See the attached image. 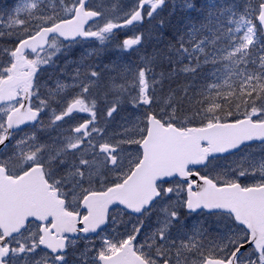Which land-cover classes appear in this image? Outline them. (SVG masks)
I'll return each instance as SVG.
<instances>
[{
  "label": "snow or ice",
  "instance_id": "snow-or-ice-1",
  "mask_svg": "<svg viewBox=\"0 0 264 264\" xmlns=\"http://www.w3.org/2000/svg\"><path fill=\"white\" fill-rule=\"evenodd\" d=\"M0 264H264V0H0Z\"/></svg>",
  "mask_w": 264,
  "mask_h": 264
}]
</instances>
